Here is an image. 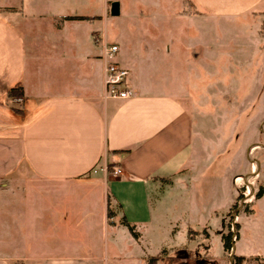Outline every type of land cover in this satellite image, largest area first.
Returning a JSON list of instances; mask_svg holds the SVG:
<instances>
[{
  "label": "crops",
  "instance_id": "1",
  "mask_svg": "<svg viewBox=\"0 0 264 264\" xmlns=\"http://www.w3.org/2000/svg\"><path fill=\"white\" fill-rule=\"evenodd\" d=\"M114 1L146 33L141 47L123 51L113 42L130 71L133 94L125 100L104 99L102 46L91 41V34L109 41L98 23ZM83 6L0 0V264H149L151 256L159 264L185 211L175 200L166 211L163 191L180 183L190 203L191 178L208 168L196 170L206 160L199 159L189 92H168L177 77L156 62L159 44L177 37L162 24L177 30L184 22L195 34L191 46L209 55L243 32L256 37L264 13V0H86ZM236 19L240 31L226 22ZM43 20L47 29L36 33ZM161 71L162 78L154 76ZM18 85L22 112L7 97ZM105 164L123 173L107 174ZM251 208L236 213L231 253L245 256L243 264H264V191ZM193 227L189 238L201 232ZM217 232L222 239L225 231Z\"/></svg>",
  "mask_w": 264,
  "mask_h": 264
},
{
  "label": "rangeland",
  "instance_id": "2",
  "mask_svg": "<svg viewBox=\"0 0 264 264\" xmlns=\"http://www.w3.org/2000/svg\"><path fill=\"white\" fill-rule=\"evenodd\" d=\"M85 1L78 0L84 6ZM128 18L125 13L118 17L110 13L98 23L101 33L106 31L109 41L118 42L123 51L128 50L130 44L132 47L135 44L141 47L144 43L142 36L145 31H141ZM226 22L236 30L241 27L237 19ZM47 24L46 20L36 22L34 31L44 32ZM178 25L176 30L173 24L172 30L171 24H162L177 37L168 36L159 44L161 57L156 62L163 64L174 80L177 77V88L168 87V92H189V100L185 103L194 117L198 118L199 159L206 160L198 162L196 170L202 171L206 164L208 168L202 176L191 178L190 184L195 193L189 194L190 203L186 201L187 194L180 183L179 189L168 188L167 192L163 191L166 211L172 212L173 200L180 202L178 207L184 204L185 211L177 233H173L174 240L164 242L168 251H165L159 264H233L232 249L225 252L217 229L233 231L234 244L238 233L236 213L241 210L250 213L256 193L264 184V13L259 17L256 37L243 32L227 39L224 48L214 50L209 55L201 53V46H191L195 37L192 29H185L186 24L182 21ZM151 27L150 30L154 31L155 27ZM167 35H170L169 32ZM92 40L95 45V38L91 34ZM237 43L243 45L241 50L236 47ZM168 46L171 54L167 51ZM96 48L99 50V47ZM162 73L153 72L159 78H162ZM237 174H241L244 179L235 183ZM246 183L253 186L250 189L255 196L253 198L250 193L252 200L242 203L241 195L244 194L241 193L247 191ZM154 192L157 198V191ZM235 199L236 204L232 206ZM190 212L192 215L189 216ZM204 221L206 227L201 226ZM192 226L201 232L189 238ZM207 230L210 234H207ZM247 264L260 262L255 260Z\"/></svg>",
  "mask_w": 264,
  "mask_h": 264
},
{
  "label": "built area",
  "instance_id": "3",
  "mask_svg": "<svg viewBox=\"0 0 264 264\" xmlns=\"http://www.w3.org/2000/svg\"><path fill=\"white\" fill-rule=\"evenodd\" d=\"M95 42L97 44H101L102 46V54L101 59L103 61V80H104V99H120L125 100L131 97L133 94L132 88L129 86V75L130 71L128 68L123 66L118 60V54H119V45L117 43L109 42L105 38H100L96 36ZM22 98H17L16 101L21 102ZM105 173L108 174V172L111 170V173L114 175H120L123 173V169L120 165L114 164L111 167L109 165L105 164L102 168ZM255 171V168L253 169ZM249 176L245 177L248 178ZM244 179L242 175H238L235 178L236 182H239V180ZM246 189L247 191H243L244 194L241 195L242 203H246L249 200H252L251 198L254 195V193L251 192V187H253L250 183H246ZM244 186V185H243ZM252 193V197H249V194ZM254 198V197H253ZM111 219L113 217H110Z\"/></svg>",
  "mask_w": 264,
  "mask_h": 264
},
{
  "label": "trees",
  "instance_id": "4",
  "mask_svg": "<svg viewBox=\"0 0 264 264\" xmlns=\"http://www.w3.org/2000/svg\"><path fill=\"white\" fill-rule=\"evenodd\" d=\"M7 97L10 101V104L12 106V108L17 111V112H22L23 111V106L24 104H19L17 103L16 99L17 98H24V88L22 85H18L16 87L10 88L7 92ZM264 191V187L263 185L259 188V190L256 193V197H259L263 194ZM109 215L112 216V212L111 210H109ZM237 226H239V224H237ZM132 228V227H131ZM221 232V231H218ZM222 239L224 242V248L227 251H230L232 249L233 246V231H229V232H222ZM233 264H243V261L245 260V256L243 255H237L234 254L232 256ZM158 261V256H151L149 258V264H157Z\"/></svg>",
  "mask_w": 264,
  "mask_h": 264
},
{
  "label": "water",
  "instance_id": "5",
  "mask_svg": "<svg viewBox=\"0 0 264 264\" xmlns=\"http://www.w3.org/2000/svg\"><path fill=\"white\" fill-rule=\"evenodd\" d=\"M121 13L120 10V3L118 1H114L111 4V15L112 16H119Z\"/></svg>",
  "mask_w": 264,
  "mask_h": 264
}]
</instances>
